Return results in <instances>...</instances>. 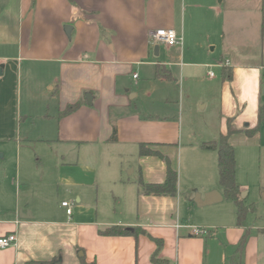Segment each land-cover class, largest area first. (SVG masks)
Listing matches in <instances>:
<instances>
[{
  "label": "crops",
  "instance_id": "crops-1",
  "mask_svg": "<svg viewBox=\"0 0 264 264\" xmlns=\"http://www.w3.org/2000/svg\"><path fill=\"white\" fill-rule=\"evenodd\" d=\"M2 1L0 139L17 141V126L22 118L19 119L16 110V77L19 78L24 63L47 61L58 65L59 78L51 90L59 107L55 115L43 117L55 123V135L40 141L82 143L91 147L99 143L128 146L129 152H123L125 156L121 160H125L123 170L134 178L124 183L144 210L138 226L142 225L149 235L159 239H163L159 236H165L169 229L175 230L176 253L174 250L173 253L162 252V257L173 260L174 264H204L207 234L194 236L186 227L196 226L188 220L200 213L197 209H202L193 202L194 193L198 190L204 198L209 192L218 191L224 197L221 202L226 198L218 176V151L204 149L202 145L226 135L228 121H232L238 129L230 137L235 157L240 143L246 147H264V122L253 136L245 133L258 127L259 112L264 107V0ZM67 25L73 27L71 37L65 32ZM163 28L174 29L182 44L169 47L156 42L152 32ZM212 37L222 39L218 65L230 60L232 65L227 68L233 72L232 80H225L222 68L217 66L218 80L216 74L209 76L210 71L208 79H203L211 83L210 90L219 91L220 128L212 132L210 126H203L205 128L199 132H186L184 118L188 111L182 101L177 117L142 112L135 102L139 93L127 88L123 78L131 73L135 78L134 71L140 69L150 79L172 81L175 76L171 67L177 63L160 59L162 47L167 56L171 52L181 54L188 43H209ZM156 45L160 47L158 55L155 54ZM168 73L170 79L158 77ZM191 73V70L184 73V83L195 79L190 78ZM88 93L93 97L92 105L86 99ZM75 103L80 107L62 117L66 107ZM165 103L169 106L173 102L167 98ZM197 104L200 109H207V94H202ZM114 126L117 140L111 141ZM18 140L21 144L27 143L26 139ZM143 144L168 157L179 172L175 196L144 193L140 180L163 183L167 165L159 156H142ZM237 162L238 159L236 166ZM239 175L237 167L236 180L242 193L243 187L249 186L240 181ZM17 178L15 199L10 202L7 196L0 197V237L16 234L18 245L0 249V264H52L59 257L62 264H82L77 256L79 249L83 250L87 263L153 264L151 258L157 245L148 235L102 236L99 233L101 223L88 215L86 210L91 199L81 188L67 193L69 199L76 198L77 204L85 203L76 206L69 216L62 205L67 200L55 207L54 200L41 187L52 180L51 174L41 171L39 175L38 172L21 174ZM37 182H41V188L36 193H23ZM0 193L3 194V190ZM244 229L240 226L231 229L229 242L235 252ZM183 230L188 234H183ZM235 254L241 259L240 264H264V228L252 230L243 253Z\"/></svg>",
  "mask_w": 264,
  "mask_h": 264
},
{
  "label": "rangeland",
  "instance_id": "rangeland-1",
  "mask_svg": "<svg viewBox=\"0 0 264 264\" xmlns=\"http://www.w3.org/2000/svg\"><path fill=\"white\" fill-rule=\"evenodd\" d=\"M2 2L0 0V4ZM221 46L222 39L212 37L209 43L203 41L197 44L188 43V48L181 54L171 52L167 56L163 53L164 48L162 47L163 55L160 59L177 63L171 67L175 76L174 80L150 79L145 71L139 69L134 71L139 79L136 80L133 77L134 74L131 73L123 78L124 84L134 93H139V98L135 102L146 115L162 114L166 118L177 117L182 101L185 110L188 111L184 118L186 132L192 130L199 132L205 128L203 126H210L208 128L213 132L221 125L219 91L214 88L210 90L208 85L211 83L203 79H208L209 71H214L216 80L219 79L217 66L222 53ZM227 61L230 62V60H224L225 63ZM56 69L58 70V65L47 61L26 62L19 78L16 77V82H18L16 110L19 119L20 117L22 119L19 120L17 126V141L0 139V191L3 190L0 197L4 195L9 198L10 202L13 201L16 197L17 177L21 174H37V172L39 175L41 171H45L53 178L49 182H44L41 187L54 200L55 207L57 203L60 207L62 200L66 199L75 210L79 204L76 203V198L69 199L67 193L71 189L81 188L91 199L90 207L86 211L93 221L101 223L99 224L101 229L109 226H138V223L142 221L144 210L138 198H132L127 189L128 185L124 183L128 180L134 181V178H130L129 172H125L122 168L125 160L121 159L125 156L123 152H129L128 146L99 143L91 147L82 143L40 141L55 135V123L45 121L43 117L50 114L55 115L59 107L58 99L51 90L59 78ZM190 70L192 72L190 78L195 79L184 83V73ZM204 93L207 94L209 104L207 109H200L197 101ZM167 98L173 102L169 106L165 103ZM176 109L177 111L174 112ZM19 138L26 139L27 143L21 144ZM236 148L238 157H236V161L238 159L236 168L239 167V179L249 186L243 187L245 190L240 194L245 206L250 208L243 226L251 231L264 228L262 197L264 193V147L260 145L246 147L245 144L240 143ZM40 184L41 182H37L23 193L27 194L31 191L36 193L41 188ZM196 193L200 192L197 190L194 194ZM84 205L85 203H82L79 206ZM197 210L200 213L188 221L201 229L205 228L208 232L204 239L207 243L204 264H240L241 259L235 254V249L229 242L230 232H233L231 229L238 226L235 203L226 198L219 204ZM177 217V215L174 216L175 219ZM185 217L187 219V216ZM120 221L129 224L119 223ZM131 222L137 224H131ZM182 232L188 234L186 230ZM174 233L175 230L169 229L168 233L165 232V236H159L164 239L165 243L160 257H162V252L173 253L174 250L176 253ZM79 251L83 252L81 249L77 250V256H79ZM233 256H235L234 259ZM170 263L174 264V261Z\"/></svg>",
  "mask_w": 264,
  "mask_h": 264
},
{
  "label": "trees",
  "instance_id": "trees-1",
  "mask_svg": "<svg viewBox=\"0 0 264 264\" xmlns=\"http://www.w3.org/2000/svg\"><path fill=\"white\" fill-rule=\"evenodd\" d=\"M71 1V0H70ZM169 72V71H168ZM222 75L225 80H232L233 72L227 67L221 69ZM159 78L170 79L171 74L158 75ZM80 107L79 103L70 104L61 113L62 117H66L74 113ZM264 122V107L261 108L259 112V125L254 130H246L247 136H253L260 129L261 124ZM238 132V129L232 124V121H228V132L226 135H221L218 141L211 143H204L202 147L204 149H216L218 151V168H219V180L223 188L224 196L227 199L233 201L237 207V219L238 226L244 227V221L250 211V208L245 206L242 199L240 198V187L236 181V157L235 149L230 143V137ZM111 141L117 140V130L113 127V134L110 138ZM141 155L159 156L165 161L167 165V175L163 183H144L140 180V185L146 195L154 196H175L178 191V171L174 169L168 157L164 156L158 151H152L146 147V145H141ZM102 236H134L138 237L140 235H148L152 241L157 245L156 251L153 254L151 261L153 264H171L167 258L160 257L161 249L164 246L163 239L155 238L149 235L141 226H110L99 232ZM251 234L250 229H244V233L236 247V253L242 254L245 246L248 242V238ZM61 257L55 259L53 262L60 260ZM51 262V263H53ZM82 264H96L95 262L87 263L85 258H81ZM27 264H45L42 262H28Z\"/></svg>",
  "mask_w": 264,
  "mask_h": 264
},
{
  "label": "built area",
  "instance_id": "built-area-1",
  "mask_svg": "<svg viewBox=\"0 0 264 264\" xmlns=\"http://www.w3.org/2000/svg\"><path fill=\"white\" fill-rule=\"evenodd\" d=\"M152 38L161 44H164L169 47H174V46H179L182 44V39L179 38L177 32L174 29H158L154 32H152ZM231 65L229 61H227L225 64H220L218 65L219 67H227ZM210 77L215 76L214 71L209 72ZM137 75H135V78ZM63 207L67 208V214L69 216L72 215L73 209H72V204L68 201L62 203ZM177 227L181 228L184 226L181 225H176ZM191 230V233L194 236H203L206 235L208 232H206V229H201L200 227L197 226H186ZM18 245V238L16 234H9L6 236H1L0 237V249H6L10 247H14Z\"/></svg>",
  "mask_w": 264,
  "mask_h": 264
},
{
  "label": "water",
  "instance_id": "water-1",
  "mask_svg": "<svg viewBox=\"0 0 264 264\" xmlns=\"http://www.w3.org/2000/svg\"><path fill=\"white\" fill-rule=\"evenodd\" d=\"M73 30V27L71 25H67L65 27V32L67 34L68 37H71V32ZM159 45H156L155 46V54L158 55L159 54ZM2 69H3V66H0V75L2 74ZM86 97H87V101L90 105L93 104V97L90 93L86 94ZM263 200H264V193H263ZM223 195L218 192V191H212V192H209L208 194L205 195L204 198H202L201 194L200 193H196L195 194V198L193 200V202L200 208H203V207H207V206H211V205H214V204H217V203H220L222 200H223ZM26 219H28L29 217L28 216H25ZM84 256V253L81 251H79V257L82 258ZM52 264H62V259L58 260V261H55L53 262Z\"/></svg>",
  "mask_w": 264,
  "mask_h": 264
}]
</instances>
